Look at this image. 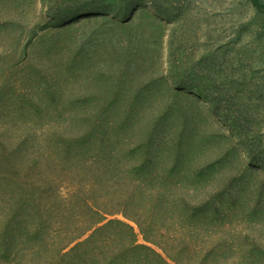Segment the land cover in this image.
Instances as JSON below:
<instances>
[{"label":"trees","instance_id":"1","mask_svg":"<svg viewBox=\"0 0 264 264\" xmlns=\"http://www.w3.org/2000/svg\"><path fill=\"white\" fill-rule=\"evenodd\" d=\"M46 1L47 20L32 38L89 11L123 28L135 18L134 0ZM249 1L264 15V0ZM30 41L14 44L19 58L0 54V264H216L201 222L220 220L224 197L239 205L228 211L247 212L248 194L257 191L246 182L250 169L214 173L230 154L215 158L200 141L191 146L185 122L173 117L180 109L186 115L178 104L113 106L114 116L102 119L30 118L50 111L40 101L46 89L27 87L42 81L26 64ZM242 174V188L233 192ZM130 221L151 245L138 242ZM254 256L240 264H264V248Z\"/></svg>","mask_w":264,"mask_h":264},{"label":"rangeland","instance_id":"2","mask_svg":"<svg viewBox=\"0 0 264 264\" xmlns=\"http://www.w3.org/2000/svg\"><path fill=\"white\" fill-rule=\"evenodd\" d=\"M134 1V22L126 28L89 11L66 27L53 23L32 38L35 27L47 20V1L0 0L5 51L0 54L19 58L20 53L11 51L14 44L32 39L26 64L42 81L30 80L27 87L33 92L40 83L46 89L40 101L50 111L30 118L42 122L112 117L113 106L180 105L186 115L180 109L173 117L185 122L191 146L200 141L215 158L230 154L214 173L224 176L229 168L235 174L248 168L246 182L257 190L250 191L247 212L241 214L228 211L239 207L235 199L234 205L228 197L220 200V220L201 222L205 245L214 250L216 264L254 261L255 252L264 248V190L259 187L264 178V15L249 0ZM90 2L101 0L86 5ZM185 96L190 98L186 105ZM66 109L77 112L69 115ZM241 177L233 192L242 188ZM130 223L138 242L150 244ZM170 235L176 234L172 230ZM170 235L171 246H176ZM238 249L247 252L242 255Z\"/></svg>","mask_w":264,"mask_h":264}]
</instances>
